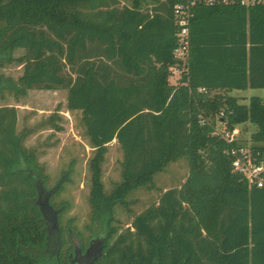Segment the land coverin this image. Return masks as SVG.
<instances>
[{"label": "trees", "instance_id": "16d2710c", "mask_svg": "<svg viewBox=\"0 0 264 264\" xmlns=\"http://www.w3.org/2000/svg\"><path fill=\"white\" fill-rule=\"evenodd\" d=\"M123 1L0 0V63L24 66L7 88L67 89V108L82 112L95 150L91 203L106 236L95 264H264V187L233 169L230 148L247 143L214 134L224 110L229 130L256 125L249 146L264 155V100L232 94L264 88V3L196 4L188 70L176 83L174 6L182 0ZM17 49L24 54L14 58ZM17 124V108L0 106V264H69L44 253L36 181L46 180ZM115 139L122 181L106 194L101 165ZM183 157L185 180L119 231L116 206Z\"/></svg>", "mask_w": 264, "mask_h": 264}, {"label": "rangeland", "instance_id": "374dc122", "mask_svg": "<svg viewBox=\"0 0 264 264\" xmlns=\"http://www.w3.org/2000/svg\"><path fill=\"white\" fill-rule=\"evenodd\" d=\"M23 54L24 49H17L13 57L18 58ZM23 71V64L15 59L0 63V106L17 108V130L25 134L23 145L34 152L36 166L42 171L41 177L46 180L41 183L37 178L36 182L40 186L43 184L46 191L58 187L51 201L57 208H64L62 226L69 224L87 239L94 226L100 225L102 229V225L100 220L94 218L91 203L90 160L95 150L86 133L82 112L67 108V89H29L22 95L7 88L8 81L18 84ZM170 80L175 81L173 77ZM232 94L243 103H248L254 95L264 100V88L235 89ZM256 129L255 124L246 121L238 124L235 132L238 139L251 145ZM107 148L101 169L104 191L109 194L122 181L124 152L116 139L108 143ZM188 171V160L180 158L170 162L154 176L153 188L144 186L134 190L128 197L127 205L116 206L115 224L119 231L131 225L135 214L156 203L164 190L179 186Z\"/></svg>", "mask_w": 264, "mask_h": 264}, {"label": "built area", "instance_id": "2783aa9c", "mask_svg": "<svg viewBox=\"0 0 264 264\" xmlns=\"http://www.w3.org/2000/svg\"><path fill=\"white\" fill-rule=\"evenodd\" d=\"M240 3L242 5H252L264 3V0H182L174 6V16L177 25V45L174 48L173 55L176 60L175 65L171 67V77L174 82L182 78L188 70L189 52H190V22L194 14L193 8L196 4L216 5L228 3ZM201 90H205L201 88ZM225 112L221 110L217 114L218 124L214 134L219 135L228 142L237 140V133L229 130L224 122ZM221 119V120H219ZM205 119H202V123ZM233 157V169L244 176L249 185L264 187V155L260 152L253 153L249 145L233 146L229 150Z\"/></svg>", "mask_w": 264, "mask_h": 264}, {"label": "flooded vegetation", "instance_id": "af4514ba", "mask_svg": "<svg viewBox=\"0 0 264 264\" xmlns=\"http://www.w3.org/2000/svg\"><path fill=\"white\" fill-rule=\"evenodd\" d=\"M30 175L35 178V171L28 170ZM38 191H40V185L37 183ZM47 193L38 194L36 202L39 204L43 203V200L46 198ZM54 194L50 196V204L59 210V228L52 222L53 213L47 212V217H44L47 230V242L44 249V253H49L57 258L58 261L66 260L69 264H95L100 258L104 246H105V232L100 225L94 226L92 228V233L87 239L83 238L81 234H78L74 228L69 224L67 226H62L61 223V214L63 213L64 208H57L51 202ZM39 204V206H40ZM71 232L79 240V246L76 247L71 239ZM67 234V235H66Z\"/></svg>", "mask_w": 264, "mask_h": 264}, {"label": "water", "instance_id": "95a60500", "mask_svg": "<svg viewBox=\"0 0 264 264\" xmlns=\"http://www.w3.org/2000/svg\"><path fill=\"white\" fill-rule=\"evenodd\" d=\"M43 183V182H41ZM40 191H39V195L42 193H47L46 198L43 200V203L40 204V208L41 211L43 213L44 217H47V212L48 213H53L55 212V214L53 215V218H51L52 222L59 228V219H58V215H59V210H55V208L50 204V196L52 194H54L57 190V188H54L50 191H46L45 188L43 187V184L40 186ZM71 239L73 241V243L75 244L76 247L79 246V240L74 236L73 232H71Z\"/></svg>", "mask_w": 264, "mask_h": 264}]
</instances>
